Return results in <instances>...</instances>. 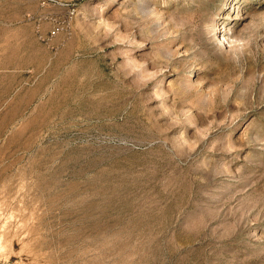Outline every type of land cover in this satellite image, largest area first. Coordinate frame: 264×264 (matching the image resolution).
<instances>
[{"label": "rangeland", "instance_id": "1", "mask_svg": "<svg viewBox=\"0 0 264 264\" xmlns=\"http://www.w3.org/2000/svg\"><path fill=\"white\" fill-rule=\"evenodd\" d=\"M0 264H264V0H0Z\"/></svg>", "mask_w": 264, "mask_h": 264}]
</instances>
